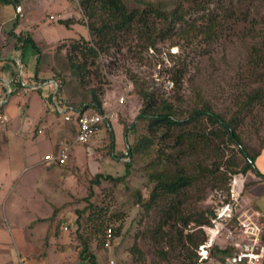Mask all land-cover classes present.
<instances>
[{
    "label": "rangeland",
    "instance_id": "374dc122",
    "mask_svg": "<svg viewBox=\"0 0 264 264\" xmlns=\"http://www.w3.org/2000/svg\"><path fill=\"white\" fill-rule=\"evenodd\" d=\"M20 4L23 6L22 17H10V20L0 23V56L17 47L14 36V32H17V22L22 24L23 31L32 32L34 39L48 52L50 63L58 46H68L72 38L80 35L89 36L88 26L83 21L85 19L87 22L88 19L84 17L79 0H23ZM4 6L6 11L12 14L16 12L14 4ZM207 6L208 8L200 13L211 10L219 20L216 37L210 42L202 39L201 35L192 37L189 44H184L185 40L176 35L165 39L160 36L149 37L148 34L153 32H141L143 30L139 25L134 24L120 33L117 44L101 52L97 64L102 67L105 77L101 83L90 81L88 87L94 84L101 86L100 99L104 112L115 111V116L110 119L113 137L110 136L109 128L103 126L89 142H76V133H69L62 119L65 113L57 117L56 112H50L51 121L46 126L49 131L42 132L45 137L56 138L58 130L55 125L59 124L65 128L64 144L72 146L71 158L67 164L60 165L44 160L47 154L56 153L59 149L51 140H46L38 146L33 144L25 150L13 137L10 149L0 151L1 161L7 162L9 157L14 165L27 168L12 183L7 198L2 200L0 197V228L4 229L3 236H0L3 238L0 242V254L11 255L16 264L20 263L21 254L26 260L47 254L44 264H89L87 261L81 262L79 257L82 241L75 225L78 215L76 210L88 204V201L82 198L87 196L97 172L114 176L125 174L124 152L127 151V143L123 125L136 122L142 131L145 128V121L137 119L143 107L138 88L152 92L157 104L162 100H169L181 115H186L192 107L201 108L205 103L210 104L226 118L239 114V134L253 151H260L257 167L264 173V99L261 103H255L249 109L238 113L246 98V92L250 90L246 70L250 48L264 38V0H213L208 2ZM173 7L174 5L170 6ZM196 16L197 13H192L188 18L193 19ZM68 18L73 21L69 26L64 21ZM154 22L152 30H160L165 26L159 20ZM172 47L178 48V52L171 53ZM4 64L8 68L6 74L10 69L19 73V66L13 60H6ZM175 64L185 70L182 83L177 87L172 79ZM261 70L264 72V68ZM24 80L27 83L26 72ZM47 88L44 86L40 91H32L39 100L37 107L38 104L40 107L48 105L40 96L41 93H48ZM30 92L31 90L22 104V116L26 103L32 96ZM122 97L125 98L123 102L120 101ZM7 98L8 96L5 100ZM19 101L21 98L14 93L4 105L7 115L11 116L9 122H13L17 117L13 115L19 112ZM92 110L95 111L93 108L89 111ZM67 114H74V110H68ZM0 115L2 144L7 142L5 135L8 133L9 123L3 111ZM44 118L35 117V123H27V127L31 125L33 134L48 124ZM18 125V119H15L13 128L17 130ZM179 130L174 127L171 132L167 131L168 135L164 139L167 145L165 149L186 172H194L198 162L211 166L212 162L219 158L217 150L212 146L207 147L199 143L189 146L185 143L172 147ZM139 136V131L132 129L130 141L135 142ZM111 139L114 140L116 156L111 152ZM149 160L148 156L138 159L126 181L115 183L102 179L100 184H93L96 195L92 200L99 205L110 204V212L116 214L114 226H121L120 235L110 239L107 249H99L96 238L90 241L100 264H138V254L132 252L135 244L145 252L148 264L184 263L182 256L177 260L166 259L157 256L155 252L160 246L166 249L171 246L166 239L153 237V231L158 224L161 206L173 197L168 195L161 198L149 214H146L141 204L134 201L133 192L136 188L141 189L143 195L148 197L154 186L147 169ZM52 163L56 164L54 169H51L54 167ZM257 173L249 171L247 174H236L231 176L227 183L217 182L213 177H200L187 188L186 194L180 196L187 214L210 207L215 209L216 216L212 218V224L201 226L206 235L202 244L211 246V254L215 245H234L241 240L238 216L249 209L243 199L248 185ZM227 188H230L229 192ZM249 189L264 211V181L255 185L252 183ZM7 216H17L18 225L13 224L10 227L5 218ZM39 217L48 219L44 223H37ZM198 227L194 221H190L185 232L196 230ZM169 228L165 227V230ZM172 234L176 252L181 245L177 232L173 231ZM25 241L29 246L25 247ZM155 258L158 262H154Z\"/></svg>",
    "mask_w": 264,
    "mask_h": 264
},
{
    "label": "trees",
    "instance_id": "16d2710c",
    "mask_svg": "<svg viewBox=\"0 0 264 264\" xmlns=\"http://www.w3.org/2000/svg\"><path fill=\"white\" fill-rule=\"evenodd\" d=\"M23 0H0L3 5H20ZM213 0H79L84 12L83 21L89 29V36L80 35L74 37L67 45L58 46L49 62L50 56L39 43L34 39L32 32H14L17 47L23 48L25 44H31L38 53L34 81L36 85H41L47 81L55 80L57 86L49 85L50 93H41L48 105L47 112H56L57 117L65 113L62 118L69 133L78 131V114L84 111L95 109V112H104V107L100 99L102 93L101 86H95L96 82L101 83L105 74L102 67L97 64V59L102 51H107L113 44L118 43L120 33L131 28L134 24L139 25L141 32L160 36L165 39L176 35L184 39V44H189L192 37L201 35L202 39L210 42L216 37L219 20L211 10L200 13L208 8L207 3ZM174 5L173 8L170 6ZM197 13L195 18H188V15ZM72 18L65 19L69 26ZM161 21L165 24L160 30L154 27V21ZM152 23V25H150ZM50 63V64H49ZM173 68V82L175 86L182 83L184 68ZM264 38L260 43L252 45L247 63V77L250 90L246 92V98L239 109L241 113L249 109L255 103H261L264 99ZM94 81L92 87L88 83ZM18 86L21 87L20 81ZM58 92L55 94L56 89ZM42 87L34 88L33 91H40ZM6 94V88H4ZM15 90L12 93H18ZM137 92L143 100L137 119L145 121L144 131L140 129L136 122L131 125L124 124V134L127 143L125 168L123 175L114 176L112 174L96 173L92 179L87 196L83 200L88 204L77 209L76 227L78 237L82 241V248L79 253L81 262L87 261L89 264H100L97 254L92 250L90 241L93 238L98 240V248L107 249V241L114 239L121 233V226H114L116 214L110 212V204L99 205L92 198L96 195L93 184H100L102 179L112 182L126 181L134 163L140 158L150 157L147 167L150 181L154 186L150 190L148 197H145L142 190L136 188L133 192L134 201L141 204L146 214H149L161 198L171 195L173 198L164 203L160 208L158 224L153 231V237L166 239L170 249L164 246L156 249L159 257L179 259L183 257L184 263H191L199 258L197 249L206 239L202 225L212 224V218L216 216L214 208L202 209L193 214L185 213L180 196L186 194L187 188L200 177H213L217 182H228V179L236 174H247L249 171L258 172L257 175L264 176L257 167L260 151H253L249 145L241 138L238 126L240 123L239 114L231 118H226L220 112L215 111L210 104L205 103L203 107H192L186 115L178 114L177 109L169 100H162L157 104L154 94L144 88H138ZM29 101L26 107L29 106ZM4 105H0V112ZM74 110L69 120L66 119L68 110ZM94 111V110H92ZM45 117V116H43ZM46 118V117H45ZM44 118V119H45ZM42 119V118H41ZM40 119V120H41ZM100 128L108 127L110 136L113 137V127L111 120L103 122ZM174 127L180 130L175 136L172 147L183 144L194 146L199 143L217 150V160L209 165L198 162L194 172H186L175 161L173 155L165 148V137ZM134 129L139 131L140 136L135 142L130 141V132ZM96 135V134H95ZM94 135V136H95ZM111 152L114 151V140L111 139ZM229 151V152H228ZM154 153V154H152ZM124 156V155H123ZM230 175V176H229ZM217 185V184H214ZM230 191V188H227ZM108 196V194H107ZM87 213V214H86ZM53 219V217H52ZM190 221H194L196 230L185 232ZM170 227L165 230V227ZM111 229V236L108 230ZM173 231L177 232L178 242L181 248L175 251L172 243ZM264 241V233L262 236ZM106 245V246H105ZM237 250L235 245L219 246L215 245L211 252L219 263L225 261L227 256H231ZM132 252L137 253L138 264H148L145 252L135 244ZM44 257V256H43ZM161 260V259H160ZM154 262H158L156 258Z\"/></svg>",
    "mask_w": 264,
    "mask_h": 264
},
{
    "label": "crops",
    "instance_id": "0c3cea01",
    "mask_svg": "<svg viewBox=\"0 0 264 264\" xmlns=\"http://www.w3.org/2000/svg\"><path fill=\"white\" fill-rule=\"evenodd\" d=\"M13 5V4H12ZM16 17L17 19H19L18 17H22L23 15H20L18 13H10L9 11H6L5 6L2 4L0 5V23L5 21V20H10V17ZM22 21V20H21ZM20 21V22H21ZM8 22V21H7ZM17 22V20H16ZM22 24L17 22V32H20L22 30ZM19 28H21L19 30ZM37 58H38V53L37 51L33 48V46L31 44H25L23 46V48H19V47H15L13 48L11 51H9L7 54H3L0 56V101H2L1 105H5L6 102H9L11 96L14 94L12 93L15 90H19L18 96L21 98V101L18 102V109L19 112L18 113H14L15 119H18L19 125L17 127V130H15L13 128V126L15 125V119L13 122H9L10 117L7 115V112L5 110V107H3V115L6 119V121H8L9 123V130L8 133L5 135L7 142H4L2 144H0V151L2 152V149H6L9 150L12 144V138L14 137L17 140L18 144H21V146L23 147V149H27L29 148V146L36 144V146H38L40 143L45 142L46 140H51L54 142V146L56 148H60V146H62L65 141L63 140V136L65 135V128L63 126H59V124L55 125V128L58 130L56 138H52V137H45L44 135V131H49V129L46 127L47 125H49L51 119V113L46 111V106L44 105V107H40V105L38 104L37 107V97L34 95V93H32L34 88H39V87H48L47 91L48 93H50L51 91V86L49 87V85H53L54 83H50V84H41V85H36L35 81H34V75H35V71H36V64H37ZM6 60H13L18 66H19V73L17 74V72L14 69H10L8 71V73L6 74L5 71L8 69L5 67V62ZM26 68V76L28 78L27 83H25L24 80V70ZM20 81L21 83V87L18 86V82ZM54 86H56V84H54ZM4 88H6V94L4 91ZM10 90V94L8 95V91ZM31 90L30 93H32L31 98L29 99V106L25 108L24 110V116H22L21 114V110L23 108V103L25 102V98L29 95V91ZM8 96V98L5 100V98ZM39 101V100H38ZM45 116L46 118V124L44 129H39L38 132H35L34 134L31 131V125L32 123H35V117H43ZM27 123H30L31 125H29L27 127ZM27 127V128H26ZM53 128V127H52ZM43 131V132H42ZM41 132V133H39ZM4 136V135H3ZM58 143L60 145H58ZM72 147V146H71ZM59 150V149H58ZM70 158H71V154H70ZM45 160V159H44ZM49 162V161H48ZM53 164V168H55L54 163ZM52 167V166H51ZM22 168V167H21ZM19 168L18 166L14 165V163L11 162V160L7 159L6 161H1V156H0V197L2 198V200L4 198H7V196L9 195V192L11 191L12 188V183L14 182V180H16L17 176H19V174H21L22 172H24L27 168L23 167L22 169ZM21 169V170H20ZM263 173V172H262ZM264 174V173H263ZM264 181V176H259L256 175L255 178H253V181L248 185L247 189H246V196L243 199L245 201V204L247 205V207L251 210H255L259 213L258 217L259 219L264 221V211L263 209L257 204L256 202V198L255 196L251 193V190L249 189V186L253 183V185ZM8 191V193H7ZM6 221L8 222V225L11 227V225H18V217L17 216H7L5 217ZM47 217H39L38 218V222L37 223H44L45 220L47 221ZM12 220V221H11ZM32 224V223H31ZM30 224V225H31ZM4 233V229L0 228V236H3ZM1 240H3L2 237H0V242ZM25 240L27 241V239L25 238ZM25 241L24 245L25 247L29 246V244ZM47 255V254H46ZM46 255L44 257H34L32 260H26L23 259L22 254L19 257V264H44V258L46 257ZM0 264H16L15 261L13 260L12 256H8V255H2L0 254Z\"/></svg>",
    "mask_w": 264,
    "mask_h": 264
},
{
    "label": "built area",
    "instance_id": "2783aa9c",
    "mask_svg": "<svg viewBox=\"0 0 264 264\" xmlns=\"http://www.w3.org/2000/svg\"><path fill=\"white\" fill-rule=\"evenodd\" d=\"M16 13L23 14V6L21 4L16 6ZM177 52L178 48H171V53L175 54ZM124 99L122 97L120 101L123 102ZM114 116L115 111L113 110L108 112L87 110L78 114V131L75 136V141L79 143L89 142L100 129L99 125L103 122H108ZM70 118L71 115L67 114L66 119L69 120ZM70 152L71 146L63 144L56 153L47 154L45 160L64 165L69 162ZM258 215L259 213L257 211L246 209L238 216L242 238L234 243L237 250L231 256H227L224 262L219 263L210 253L211 246L202 244L200 245V249H198L199 258L194 262L183 264H264V241L262 239L264 221L257 218ZM108 236H111V229L108 230ZM109 244L110 242L108 241L106 245L109 246Z\"/></svg>",
    "mask_w": 264,
    "mask_h": 264
},
{
    "label": "water",
    "instance_id": "95a60500",
    "mask_svg": "<svg viewBox=\"0 0 264 264\" xmlns=\"http://www.w3.org/2000/svg\"><path fill=\"white\" fill-rule=\"evenodd\" d=\"M50 84V83H54V84H56V86H57V83H56V81L55 80H50V81H47V82H45V84ZM58 92V88L56 89V92H55V94ZM10 94V90L8 91V95ZM1 103H2V101H0V105H1Z\"/></svg>",
    "mask_w": 264,
    "mask_h": 264
}]
</instances>
